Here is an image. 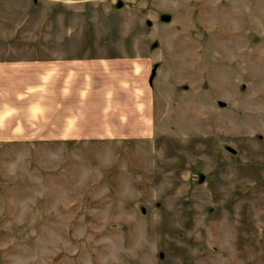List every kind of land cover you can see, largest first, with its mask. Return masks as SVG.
<instances>
[{
  "label": "rangeland",
  "instance_id": "374dc122",
  "mask_svg": "<svg viewBox=\"0 0 264 264\" xmlns=\"http://www.w3.org/2000/svg\"><path fill=\"white\" fill-rule=\"evenodd\" d=\"M0 41L149 56L155 115L146 140H3L0 264H264V0H0Z\"/></svg>",
  "mask_w": 264,
  "mask_h": 264
},
{
  "label": "crops",
  "instance_id": "0c3cea01",
  "mask_svg": "<svg viewBox=\"0 0 264 264\" xmlns=\"http://www.w3.org/2000/svg\"><path fill=\"white\" fill-rule=\"evenodd\" d=\"M70 44L67 49L74 50ZM37 45L41 56L16 57L12 51L22 44L0 41V144L150 139L151 57L49 55L50 43Z\"/></svg>",
  "mask_w": 264,
  "mask_h": 264
}]
</instances>
